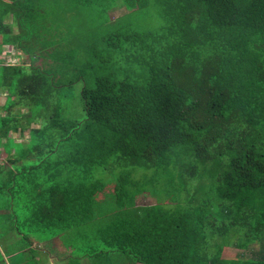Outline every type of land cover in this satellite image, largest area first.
I'll return each mask as SVG.
<instances>
[{"label":"trees","instance_id":"16d2710c","mask_svg":"<svg viewBox=\"0 0 264 264\" xmlns=\"http://www.w3.org/2000/svg\"><path fill=\"white\" fill-rule=\"evenodd\" d=\"M3 45L0 264H264V0H0Z\"/></svg>","mask_w":264,"mask_h":264},{"label":"rangeland","instance_id":"374dc122","mask_svg":"<svg viewBox=\"0 0 264 264\" xmlns=\"http://www.w3.org/2000/svg\"><path fill=\"white\" fill-rule=\"evenodd\" d=\"M119 4V3H118ZM106 5H109L108 3H106ZM124 11H126L124 5H116L114 6L111 10H110V15L112 17V19H115L117 16L121 15ZM132 17V16H131ZM130 17V18H131ZM131 20H135V18H131ZM4 51H3V54L0 56V58H3L4 60H9V61H17L19 60V58H17L16 53H17V49L13 48L12 46L11 47H8V46H4ZM75 90L77 92L80 93V90H81V87H82V81H77L75 84ZM6 101V97L4 94L0 95V106L2 104H4V102ZM23 112L24 114H29V111L27 109H23ZM34 126L37 125V123H33ZM13 135H15L13 133ZM17 136V134H16ZM27 137V136H25ZM6 156L5 152L3 151V148L0 149V161H2V159ZM154 202V197L149 194V193H142V194H139L138 195V198H137V203L138 204H142V205H145V204H150ZM13 240H14V237L13 238H6L4 244L2 245H7L9 246L11 243H13ZM260 248V245H257V244H253L248 250L247 249H241V248H238L236 246H232L230 247L228 250H226V255H235L239 252H242V251H245V253H251L250 251L252 249H259ZM16 258H18L16 255H15ZM45 258L49 261V256L45 255ZM9 262H11V260L15 259V258H12L11 256L7 258ZM21 260V259H18V261ZM53 262H56L54 259H53Z\"/></svg>","mask_w":264,"mask_h":264},{"label":"crops","instance_id":"0c3cea01","mask_svg":"<svg viewBox=\"0 0 264 264\" xmlns=\"http://www.w3.org/2000/svg\"><path fill=\"white\" fill-rule=\"evenodd\" d=\"M4 46H5V47H6V46L11 47V46H9V45H3V49H4ZM4 50H5V49H4ZM3 246H5V245H3ZM39 247H42L44 250H46L45 252H48L47 254H48V256H49V261L46 260V263H45V260H44L43 264H65L66 261L57 259V257H56L57 254H54L53 250H51V247H50L49 245H46L45 243H43V244H40ZM0 248H2V247H1V244H0ZM53 259H54L56 262H53Z\"/></svg>","mask_w":264,"mask_h":264}]
</instances>
